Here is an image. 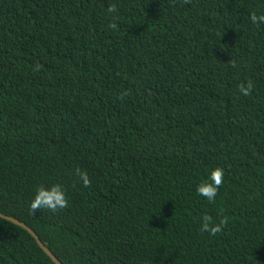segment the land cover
<instances>
[{
    "label": "trees",
    "instance_id": "16d2710c",
    "mask_svg": "<svg viewBox=\"0 0 264 264\" xmlns=\"http://www.w3.org/2000/svg\"><path fill=\"white\" fill-rule=\"evenodd\" d=\"M252 14L264 0H0V213L62 264H264ZM215 167L209 202L196 186ZM51 183L68 207L33 214ZM0 264L54 263L0 218Z\"/></svg>",
    "mask_w": 264,
    "mask_h": 264
},
{
    "label": "clouds",
    "instance_id": "9594fccd",
    "mask_svg": "<svg viewBox=\"0 0 264 264\" xmlns=\"http://www.w3.org/2000/svg\"><path fill=\"white\" fill-rule=\"evenodd\" d=\"M251 22L253 24H264V14H252ZM115 27V25H112ZM251 85H248L250 88ZM241 92L247 94V89L243 86L240 89ZM79 177L82 180L84 186H88L90 183L89 178L83 172H79ZM223 169L215 167L210 171L209 179L199 183L196 186V194L205 198L207 201L212 202L217 196V192L223 182ZM69 201L65 187L61 183H51L49 185H41L35 189L34 195L30 201V209L33 214L39 209H47L50 212H57L61 209L68 207ZM225 221H215L211 216L204 215L200 221V229L202 232L215 235L221 231V228Z\"/></svg>",
    "mask_w": 264,
    "mask_h": 264
},
{
    "label": "water",
    "instance_id": "95a60500",
    "mask_svg": "<svg viewBox=\"0 0 264 264\" xmlns=\"http://www.w3.org/2000/svg\"><path fill=\"white\" fill-rule=\"evenodd\" d=\"M0 218L14 224L17 226L22 227L23 229H25L36 241L37 245L41 248V250L50 258V260L54 263V264H62L59 260H57V258L42 244V242L39 240L38 236L26 225L20 223L19 221L13 219V218H9L5 215H2L0 213Z\"/></svg>",
    "mask_w": 264,
    "mask_h": 264
}]
</instances>
